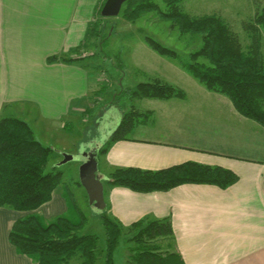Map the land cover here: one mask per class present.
<instances>
[{
	"label": "crops",
	"instance_id": "crops-1",
	"mask_svg": "<svg viewBox=\"0 0 264 264\" xmlns=\"http://www.w3.org/2000/svg\"><path fill=\"white\" fill-rule=\"evenodd\" d=\"M104 2L0 0V114L32 127V121L41 120L43 140L56 138L65 152L74 145L66 143L75 129L79 131L80 121L88 120L83 124L89 125L99 111V103L88 104L90 95L93 99L101 92L95 73L88 70V62L77 59ZM132 48L138 71L177 85L187 99H144L140 107L155 114L154 122L137 127L103 155L110 170L106 180L117 168L158 171L189 162L223 167L239 179L227 189L184 184L166 192L137 193L114 187L108 197L111 217L126 227L143 219H169L174 235L161 240L186 264H264V127L241 116L228 98L206 91L144 43ZM52 57L73 61L52 63ZM22 108L28 111L21 116ZM120 120L118 114L103 124L83 150H99ZM36 212L46 221L65 215L62 186ZM28 214L0 208V264H35L18 254L9 240L13 224Z\"/></svg>",
	"mask_w": 264,
	"mask_h": 264
},
{
	"label": "trees",
	"instance_id": "trees-1",
	"mask_svg": "<svg viewBox=\"0 0 264 264\" xmlns=\"http://www.w3.org/2000/svg\"><path fill=\"white\" fill-rule=\"evenodd\" d=\"M182 2L128 0L120 16L135 23L147 14H154L176 27L181 36L201 37V48L186 56L150 36L144 37L143 42L206 91L228 98L241 116L264 127V7L245 24L250 40L246 46L226 20L215 15L191 16L181 9ZM92 35L96 36L95 33ZM58 60L73 61L57 57L48 59L52 63ZM140 77L142 79L133 88L121 89L114 95L113 104L119 109L127 99H131L133 104L128 111L120 109V123L99 149V155H106L115 143L126 140L137 127L153 124L155 115L141 109L142 100L187 99L182 88L159 76L140 73ZM53 151L36 138L27 121L7 116L2 111L0 208L29 213L13 224L10 243L18 254L29 257L35 264H99L100 239L95 235L79 234L87 219L74 194L63 182V173L57 168L48 170ZM238 179L236 173L223 167L189 162L158 171L117 168L110 174L108 182L137 193H152L170 191L184 184H206L227 189ZM59 186L63 188L68 212L46 221L36 211L52 200ZM108 211L107 205V210L100 214L106 235L103 264H115V253L122 235L133 229L137 232L129 238V243L137 246L130 249L131 264H186L179 253L163 250L157 244L162 238L174 235L169 219H143L126 228L109 216Z\"/></svg>",
	"mask_w": 264,
	"mask_h": 264
},
{
	"label": "rangeland",
	"instance_id": "rangeland-1",
	"mask_svg": "<svg viewBox=\"0 0 264 264\" xmlns=\"http://www.w3.org/2000/svg\"><path fill=\"white\" fill-rule=\"evenodd\" d=\"M160 5L165 8L163 3H160ZM263 7L264 0H183L181 3V9L191 16L201 17L205 15H215L223 18L246 46L250 44V40L245 30V24ZM93 16L92 20L95 18V15ZM90 27L91 30L86 38L87 44L84 43V47H86L80 54L82 57L81 59L84 60V62H88V70L95 73V82L100 88L99 91L106 89L104 92H99L93 99L92 95H90L88 104H100L96 118L88 123L89 125L83 124L88 120H83V122L80 121L86 128H82L80 124L79 131L77 132L75 129L74 137H69L70 141L66 143L69 146L74 144L72 147H69L70 151L68 152L60 150L61 145L59 141L55 142L56 138H53L52 141H46L48 143L43 140V135H41L39 131L41 128L38 127L40 123H42L41 120L35 123L32 121L31 123L33 124L32 128H34L33 130L38 140L42 141L45 146L47 144V147L54 150L50 158L48 170L57 168L58 171L63 173V182L74 194L77 205L87 219L85 227L79 234L95 235L100 239L99 264H103L105 259L106 235L104 225L100 218L101 211L91 206L87 191L80 185V169L83 165L84 153H86V151L83 150L85 143L97 138L98 133L102 131L100 127L107 122L111 123L112 120L116 119L118 114L121 115V110H130L133 104L131 99H127L123 102L122 107H120L121 110L113 104L112 100L114 95L119 93L118 91L124 88H133L141 80L140 73L143 72L139 71L140 73L138 74L139 69L134 66V61L132 60V46L135 43H138V45L143 44L144 37L150 36L161 44L186 56L189 52L200 49L202 40L201 37H191L189 35L181 36L176 27H173L169 22L160 20L154 14H147L135 23H131L123 19L120 15L115 17H104L102 13H98L96 21L93 20ZM93 33H95L96 36H93ZM105 39L106 41L104 42ZM197 85L199 84L197 83ZM22 109V112L19 113L21 116L24 111H28L27 109ZM79 126L76 125V128ZM94 144L97 145V143ZM65 155H72L74 159L67 163H63ZM97 157L99 160V173L106 178L110 172L109 168L105 166L104 161L106 156L98 154ZM114 187L116 186H113L107 180L104 181V194L107 205L109 203V191ZM109 216H111L110 213ZM121 225L126 227L123 223H121ZM128 231L126 235H122L120 245L116 250L115 264H131L129 262L131 258L130 249H133L137 244H130L129 238L135 235L137 230L133 229L131 232ZM157 244L160 245L163 250L168 249L166 247L168 244L165 241L159 240Z\"/></svg>",
	"mask_w": 264,
	"mask_h": 264
},
{
	"label": "water",
	"instance_id": "water-1",
	"mask_svg": "<svg viewBox=\"0 0 264 264\" xmlns=\"http://www.w3.org/2000/svg\"><path fill=\"white\" fill-rule=\"evenodd\" d=\"M128 0H107L103 9L102 16L115 17L119 16L123 5ZM98 147L84 153L83 165L80 169V183L88 194L91 206L104 212L107 210V204L104 194V181L106 178L99 173L98 169ZM74 156L65 155L63 163L72 161Z\"/></svg>",
	"mask_w": 264,
	"mask_h": 264
}]
</instances>
